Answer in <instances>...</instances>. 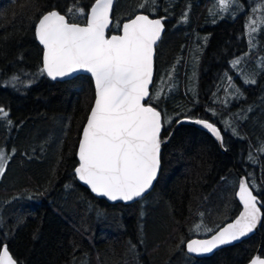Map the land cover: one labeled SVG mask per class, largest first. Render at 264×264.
<instances>
[{
    "label": "trees",
    "instance_id": "obj_1",
    "mask_svg": "<svg viewBox=\"0 0 264 264\" xmlns=\"http://www.w3.org/2000/svg\"><path fill=\"white\" fill-rule=\"evenodd\" d=\"M94 2L0 0V252L6 246L18 264H247L259 247L264 256V0L228 10L218 0L116 1L109 33L139 12L166 25L148 100L162 114L161 169L153 190L131 204L95 196L75 175L91 77L55 81L41 72L42 15L80 8L66 17L85 24ZM242 64L243 79L234 71ZM186 117L218 126L223 147L202 128L177 125ZM241 174L261 203L258 232L210 256L189 255L190 238L239 214Z\"/></svg>",
    "mask_w": 264,
    "mask_h": 264
},
{
    "label": "snow or ice",
    "instance_id": "obj_2",
    "mask_svg": "<svg viewBox=\"0 0 264 264\" xmlns=\"http://www.w3.org/2000/svg\"><path fill=\"white\" fill-rule=\"evenodd\" d=\"M231 2L235 0H218L221 9H227ZM112 4L113 0H95L85 26L66 19L74 11L83 13V9L69 8L65 15L55 10L47 12L38 21L36 35L44 48L41 72L55 79L86 69L94 77L95 103L83 128L75 173L93 192L111 200L129 201L141 197L151 186L159 167L160 113L142 101L149 95L153 46L163 24L160 19L137 15L123 24L122 35L106 39ZM254 24L249 21V34L258 30ZM0 115L7 117L3 109ZM196 122L220 137L212 124ZM4 158L0 150V159ZM239 189L244 211L211 239L189 241L190 253L212 252L256 227L261 218L256 196L243 180ZM0 264H16L6 247L0 254ZM251 264H264V259L254 258Z\"/></svg>",
    "mask_w": 264,
    "mask_h": 264
},
{
    "label": "water",
    "instance_id": "obj_3",
    "mask_svg": "<svg viewBox=\"0 0 264 264\" xmlns=\"http://www.w3.org/2000/svg\"><path fill=\"white\" fill-rule=\"evenodd\" d=\"M116 1H117V0H113L112 8H111L110 13H109L110 23H109L108 27L105 29V38H106V39H110L111 36H113V35H117V36L122 35V34H123V24L128 23L131 19H135V17H136L137 15H146V16L149 17V19H153V20H155V19H160L161 22H162V24H163V29H162V31H161L160 37H159V39L156 41L155 45L153 46L152 76H151V81H150V83H149V85H148V92H149V95L146 96V97L143 99V101H142V103H143L145 106H151V107L155 108L156 111H158V112L160 113L161 130H160V133H159V139H160V142H161V134H162V129H163V124H162V114H161L160 110H158V109H157L156 107H154L152 104L148 103V100H149L150 95H151V88H152V85H153V82H154V78H155V56H156V47L158 46V44L160 43L161 39L163 38V36H164V34H165V32H166V25H165L164 21L162 20V18H160V17H152V16H150V15L147 14V13L139 12V13L135 14L132 18H130V19L126 20L125 22H123V24H122V28H121V31H120L119 33H109V31H110V29H111V27H112V23H113V12H114V8H115ZM94 3H95V2H94ZM90 9H91V8H90ZM52 11H53V10H52ZM55 11H58V10H55ZM49 12H50V11H49ZM58 12H59V11H58ZM59 13H60V12H59ZM60 14H61V15H64V14H62V13H60ZM89 16H90V11H89V13H88L87 18H88ZM66 19L68 20L67 17H66ZM68 22H69V23H75V22H70L69 20H68ZM37 24H38V22H37ZM75 24H78V25H80V26H85V25H86V23H85V24L75 23ZM36 26H37V25H36ZM35 32H36V30H35ZM36 36H37V35H36ZM37 40H38L39 44L43 47V45L40 43L38 37H37ZM43 54H44V48H43ZM45 73H46V72H45ZM81 74L88 75V76L91 77V79H92V81H93V84H94V90H95V81H94V77H93L92 74H91L90 72H88L86 69H78V70H76V71L70 73L69 75H67V76H65V77H57V78H55V79L49 77V76L47 75V73H46V75H47L50 79L55 80V81H64V80H67V79H71V78H73V77H75V76H77V75H81ZM95 95H96V90H95ZM94 103H95V98H94V101H93L92 107L94 106ZM92 107H91V109H92ZM90 112H91V110H90ZM90 112H89V115H90ZM89 115H88V116H89ZM201 120H202V121H206L207 123L212 124L215 128H217V129L219 130V132H220V137L218 138V137H217V136H216V135H215V134H214L209 128L205 127L204 124H201V123H197V122H196V121H201ZM86 123H87V120H86L84 126L86 125ZM180 123L192 124V125H194V126H197V127H199V128H202V129L208 131V132H209V133H210V134H211V135L217 140V142L220 144V146L223 147V134H222L220 128H219L218 126L214 125L213 123H211L210 121L203 120V119H191V118H187V117H186V118H182V119H180V120L177 122V125L180 124ZM83 128H84V127H83ZM82 135H83V130H82V133H81V138H80V140L82 139ZM79 143H80V141H79ZM160 153H161V143H160V150H159V167H158V169H157L156 177H155L154 180L152 181L151 186H150V187H149V188H148V189L142 194L141 197H135V198H133L132 200H129V201H125V200H123V199H119V198H118L117 200H111V199L108 198L107 196H104V195H102V194H98V193H96V192H93L92 189H91V187H90V185L86 184L84 181H81L76 173H75V175H76L77 180H78L81 184H83L85 187H87V188H88V189H89V190H90L95 196H97V197H99V198H103V199H105V200H107L108 202H111V203L121 202V203H125V204H131V203H134V202H136V201H138V200L144 198L147 194H149V193L153 190V188H154V186H155V184H156L157 178H158V176H159L160 169H161V155H160ZM77 156H78V160H79V145H78V150H77ZM78 166H79V165H78ZM78 166H77V167H78ZM242 180L245 181V182L248 184V186H249V190L252 191V194H253L254 196H256V199H257V207L260 209V216H261V218H260V220L257 222L256 227H255L251 232L247 233L245 236H242V237H240L239 239H237V240H235V241H231L230 243H227V244H224V245H220V246H218L217 248L213 249L212 252H209V253H190V252L188 251V249H187V243H188L189 241H191V240H206V239H211V237H212L213 235H215V234L217 233L218 230L227 227V226H228L229 224H231V223H234V222L236 221V219L240 216V214L244 211L243 202L240 200V196H239V190H240V189H239V186H240V182H241ZM236 198H237L238 202H239L240 205H241V210H240L239 214H238L234 219H232L231 221L226 222L224 225H222L219 229H217L213 234H211V235H209V236H206V237H199V236H196V237H192V238H190V239L186 242V251H187V253H188L189 255L194 256V257H197V258L210 256V255H212L213 253H215L216 251H218V250H220V249H222V248H224V247H227V246H231V245H234V244L240 243V242H242L243 240H246V239H248L249 237H251L252 235H254L256 232H258V230H259V228H260V226H261V224H262V220H263V212H262V208H261V203H260V200H259L258 196L254 193L253 189H252L251 186L249 185L248 180H247V178H246V176H245L244 174H241V175H240L238 188H237V190H236ZM5 247H6V246H4V247L2 248L0 254H2V251H3V249H4ZM6 248H7V247H6ZM7 250H8V248H7ZM8 253H9V255L11 256V258H12L14 261H16L15 258L12 256V254H11V252H10L9 250H8ZM254 258L264 259V256L261 255V248H260V247L257 249V251L255 252L254 256L250 259V261H248L247 264H251V261H252ZM16 264H18L17 261H16Z\"/></svg>",
    "mask_w": 264,
    "mask_h": 264
},
{
    "label": "rangeland",
    "instance_id": "obj_4",
    "mask_svg": "<svg viewBox=\"0 0 264 264\" xmlns=\"http://www.w3.org/2000/svg\"><path fill=\"white\" fill-rule=\"evenodd\" d=\"M237 4H238V0H235V2H231V3H229V6L227 7V9H225V10H228L232 5H235V6H237ZM259 19H261L260 17H258ZM255 33V32H254ZM251 34H253V32L251 33ZM254 37H256V36H254ZM256 44V41L254 40V41H252L251 42V45L252 46H254ZM263 59V61H264V57L262 58ZM244 67H245V65H238L237 66V68L235 67V69H234V71H236V74L238 75V76H240L242 79H243V76H242V71L244 72ZM261 66H259L258 68H257V70H259V68H260ZM251 81H253V78H251V77H249V78H247V82H251ZM245 82V81H244ZM237 84V83H236ZM5 156V155H4ZM6 157L4 158V159H0V168H2V171H3V168H4V165H5V162H6ZM2 171H0V174L2 173Z\"/></svg>",
    "mask_w": 264,
    "mask_h": 264
},
{
    "label": "bare ground",
    "instance_id": "obj_5",
    "mask_svg": "<svg viewBox=\"0 0 264 264\" xmlns=\"http://www.w3.org/2000/svg\"><path fill=\"white\" fill-rule=\"evenodd\" d=\"M180 49V48H179ZM251 57V56H250Z\"/></svg>",
    "mask_w": 264,
    "mask_h": 264
}]
</instances>
